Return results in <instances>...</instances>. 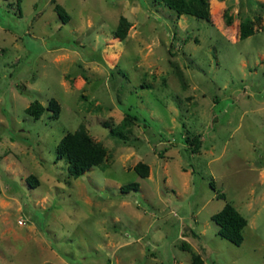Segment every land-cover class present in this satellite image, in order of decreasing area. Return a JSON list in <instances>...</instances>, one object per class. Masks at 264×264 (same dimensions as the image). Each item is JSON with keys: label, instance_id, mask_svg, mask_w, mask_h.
<instances>
[{"label": "rangeland", "instance_id": "rangeland-1", "mask_svg": "<svg viewBox=\"0 0 264 264\" xmlns=\"http://www.w3.org/2000/svg\"><path fill=\"white\" fill-rule=\"evenodd\" d=\"M209 3L204 19L159 0H0V264H264V0ZM81 125L108 165L74 177L57 148ZM227 202L248 219L241 245L212 219Z\"/></svg>", "mask_w": 264, "mask_h": 264}, {"label": "trees", "instance_id": "trees-1", "mask_svg": "<svg viewBox=\"0 0 264 264\" xmlns=\"http://www.w3.org/2000/svg\"><path fill=\"white\" fill-rule=\"evenodd\" d=\"M20 1V0H18ZM167 5L169 8L176 11L179 15L188 14L198 18L209 19L210 17V3L209 0H159ZM56 10L59 16L67 21L69 14L60 5H56ZM129 20L122 16L115 35L124 38L130 27ZM255 33L253 22L250 18L243 20L240 23V37L246 38ZM55 118L60 114L61 107L59 102L52 98L48 107ZM39 101H34L27 109L28 113L34 118L38 119L42 113L47 109ZM139 116L136 114L127 113L121 124L111 128V133L115 137L128 138L125 131L129 123L139 120ZM106 126H110L106 124ZM190 145L193 146L195 151H198L201 145V140L198 137L190 140ZM59 158H65L69 164V172L74 177L82 176L87 170L93 166H99L102 169L107 168V159L109 151L101 143L97 142L87 131L84 125H81L79 129L74 132H68L65 134L57 148ZM136 171L141 177H147L149 175V165L145 162H138L136 164ZM213 187L214 183L211 184ZM139 182H131L123 186V191L129 192L132 190H139ZM223 196V195H222ZM212 219L219 225V234L234 243L235 245H241L244 242V229L248 224V219L239 211V209L231 202H227L224 207L213 214ZM184 248H190L189 245L183 244ZM195 264H202L203 260L198 255H193Z\"/></svg>", "mask_w": 264, "mask_h": 264}]
</instances>
